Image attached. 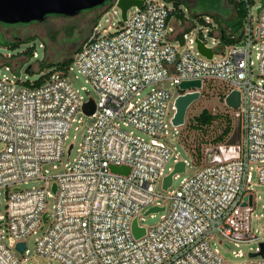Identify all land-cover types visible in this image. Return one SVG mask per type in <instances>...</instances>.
Listing matches in <instances>:
<instances>
[{"label":"built area","instance_id":"obj_1","mask_svg":"<svg viewBox=\"0 0 264 264\" xmlns=\"http://www.w3.org/2000/svg\"><path fill=\"white\" fill-rule=\"evenodd\" d=\"M238 1L245 16L240 32L229 33L227 43L209 15L195 19L180 39L184 23L177 14L191 19L188 8L144 0L142 7L128 10L121 26L108 25L101 32L99 23L67 71L55 67L41 84L11 76L10 65H4L6 72L0 68V199L4 193L7 199L5 214L0 202V264H33L24 263L16 248L26 242L21 254L29 253L32 234H39L36 252L55 264H235L211 243L216 235L229 248L252 244L253 259L238 264H264V256L251 255L264 243V214L255 213L254 191L255 184L264 185V2ZM112 2L105 14L118 7V0ZM196 38L212 48V58L198 50ZM38 56L35 49L33 57ZM72 73L83 75L98 99L77 88ZM187 80H200L201 87L181 90L180 83ZM214 80L229 88L224 97L232 90L241 92V106L233 109L238 138L220 145L222 151L219 146L217 162L170 190L185 172L174 174L172 185L162 187L171 194L163 195L157 183L174 168L166 172V163L184 160L186 171L190 164L165 140L168 109L175 111L177 97L165 82L176 85L180 95L202 93ZM91 99L96 108L87 114L84 105ZM80 113L91 122L71 160L74 143L69 154L71 144L67 147L65 141L72 122L82 120ZM173 128L179 133V127ZM113 166L130 171L115 172ZM35 179L44 185L20 187ZM52 197L50 219L47 202ZM152 206L165 210L158 224L147 227L141 221L157 213L145 214ZM255 217H262L261 226H254ZM135 219L146 229L138 238ZM233 253L243 256L241 249Z\"/></svg>","mask_w":264,"mask_h":264},{"label":"rangeland","instance_id":"obj_2","mask_svg":"<svg viewBox=\"0 0 264 264\" xmlns=\"http://www.w3.org/2000/svg\"><path fill=\"white\" fill-rule=\"evenodd\" d=\"M192 2V6H195V0H189ZM198 6L206 10H214V8L220 7V4H223L225 8L233 13V7L230 4L229 0H197ZM184 7H187L184 5ZM116 10L115 14L114 11ZM134 10V9H132ZM103 8H95L92 10H86L74 17L68 16H48L42 22H32L28 24H2L0 23V68L1 73L6 72L4 65H10L14 68V71L7 72L12 76V74H17L23 79L27 76L31 81L37 80L52 70H54V63L61 62L72 58L76 50L85 43L88 37H90L94 31L95 27L100 23L97 29L103 32L104 28H107L108 25H113L114 28L119 27L123 24L121 11L118 7L110 10L109 14H105L98 20V24H95L97 17L102 13ZM226 12V11H224ZM223 12V13H224ZM190 15V13H189ZM228 13L223 14V17L226 18ZM186 24H189L186 23ZM185 24V26H186ZM184 26V27H185ZM202 24L196 22L197 29H200ZM182 26L181 30L184 28ZM6 41L19 42L20 45L16 49H12L6 45ZM211 43V41H209ZM35 46V49L38 51L39 56L34 58L33 56L24 55L21 52L26 50L29 46ZM10 55H14L10 58ZM53 63V64H50ZM31 67V71H27L28 67ZM71 80L73 84L82 90V92L93 99H98V95L92 88V86L86 82V78L78 74V77L75 78V75L71 74ZM165 86L170 88L174 95L178 96L179 90L176 85H170L169 81L165 82ZM84 87V89H82ZM229 88L223 85L218 80L211 81V85H207L205 89L202 90L201 97L195 101L188 109L186 121L183 126L178 128L179 133L174 134L175 130L171 124V118L174 114V110L171 107L168 109L167 121L170 123L169 126V136L165 140L173 147H177L181 152V158H188L190 164L187 167V171L183 173L179 178L174 181L170 190H175L180 184V180L184 177H190L197 173L203 166L211 164L213 158L218 157V148L223 146L224 142L216 141V138L221 135L223 129L228 123V119H233L235 132V115L234 110L229 108L225 103V93ZM175 101V99H174ZM173 101V103H174ZM207 109L212 114L216 115L217 118L211 126L197 128L196 127V117L204 110ZM82 117L81 121L72 122L70 129L67 133L66 146L69 147L71 143H74V149L72 151L70 159L72 160L77 156V148L79 143L82 141L85 129L87 125L91 122V117L88 115L80 113L77 118ZM233 117V118H232ZM127 130H133L136 134L141 135L147 139H150L148 135L143 133L140 130L135 129L134 127L128 126L125 127ZM227 144V143H226ZM220 146V150H223V147ZM201 150L200 159L197 156L198 150ZM227 149V147H225ZM225 150L223 158H227L228 154ZM207 154L210 155L208 158ZM67 162V157L65 156L64 163ZM175 163L173 158H171L165 165L166 172L168 168L173 166ZM162 181L157 183V191L163 195L171 194V191L167 192L162 190ZM44 185L43 180H30L27 183H21L20 187L24 189H29L33 187H41ZM254 191L256 194V206L255 213L258 216L264 214V185L255 184ZM163 203H166L167 199H161ZM1 212L5 214L6 212V194H2L1 199ZM55 198H49L47 202V211L49 212V218H53ZM164 212H157L155 215H148L142 220V224L150 227L156 225L160 222ZM263 222L262 217L253 221L255 227L261 226ZM39 235V234H38ZM36 234H32L27 238L29 245V253L22 255L19 253V257L23 260L24 263H33V264H55V261L52 259L42 256L36 252ZM211 243L218 247L222 257L231 263H241L249 262L253 257L249 256L250 246L252 244H241L238 248L232 246L231 248L225 245L223 238L220 235H216ZM241 249L243 256H236L233 253V250ZM25 259H27L25 261Z\"/></svg>","mask_w":264,"mask_h":264},{"label":"water","instance_id":"obj_3","mask_svg":"<svg viewBox=\"0 0 264 264\" xmlns=\"http://www.w3.org/2000/svg\"><path fill=\"white\" fill-rule=\"evenodd\" d=\"M111 0H0V23L2 24H28L32 22H42L48 16L62 15L68 17H74L83 11L95 9L104 6ZM264 2V0H263ZM144 0H118V7L121 9L122 20L127 19L128 10L133 6L142 7ZM94 37L89 40V43L94 42ZM198 50L208 58L213 57L212 48L206 47L204 42L196 38ZM200 80H187L180 83L181 90H187L190 88H200ZM201 97L199 90L190 91L180 94L175 99V112L171 118L172 124L176 127L183 126L186 121V116L189 107ZM226 105L231 109H239L241 106V92L239 90H232L225 97ZM96 108L95 101L89 100L84 105V111L87 114H93ZM239 125L235 129L233 135V141L238 138ZM73 148V144L70 145L68 153L70 154ZM115 172L128 174L130 168L127 166H113ZM186 172V162L179 160L175 163L174 168L163 179V189L167 190L173 183V176L176 173ZM57 189L56 183L53 185V191ZM252 199V197H251ZM165 207L152 206L145 214L152 212L164 211ZM46 220V215H44ZM146 232L144 227L138 225L137 219L133 221V233L138 238ZM228 246V245H227ZM16 248L23 253L27 248L26 242H19ZM252 256L262 255L264 256V243L262 244V250L259 253H252ZM244 264V263H242Z\"/></svg>","mask_w":264,"mask_h":264},{"label":"trees","instance_id":"obj_4","mask_svg":"<svg viewBox=\"0 0 264 264\" xmlns=\"http://www.w3.org/2000/svg\"><path fill=\"white\" fill-rule=\"evenodd\" d=\"M166 1L173 2L176 7H178L179 5H186L188 8V11L190 13L191 19H188V20H187V18H185L183 16V13L180 12L177 14L178 17L183 18L184 26L186 23L189 22V24H186V26L178 34V37L180 39H183V34L185 32H188L192 28L193 21L195 19H201V21H204L202 18L206 15L213 17L215 22L219 24L220 30L222 32L223 41L226 43L231 41V39L228 37L229 33H239L241 30L243 19L245 16V6L238 0H229L230 4L233 7V13L234 14H231L232 13L231 9H230V11H228L225 8L224 2H223V4H220V7L214 8V10H209V12H208V10H206L204 8L202 9V8H200V6H198L197 0H195V6L194 7L192 6V2L189 0H166ZM112 3L113 2L111 0V1L107 2L104 6L100 7V8H103V11L97 17L95 24H98L97 23L98 20L111 8ZM224 11H226V12H224ZM225 13H228V16L226 18L223 17V14H225ZM54 16H62V15H54ZM88 38H87V40H88ZM87 40L85 42H87ZM6 45L11 47L12 49H16L19 47L20 43L19 42L6 41ZM81 46L78 49H80ZM34 51H35V46L32 45V46H29L26 50H24L21 53L24 55L33 56ZM13 56H11V57H13ZM71 59L72 58H69V59L61 61V62H57L54 64L50 63V64H53L54 67L59 68L63 71H67V67L70 65ZM27 71H31L30 66L27 68ZM48 77H49V75H45V76L37 79L35 81V84L38 85V84L43 83ZM235 111L236 110H234V112ZM216 118H217L216 115L212 114L207 109H204L196 117V122H197L196 127L197 128H203V127L211 126L214 123V121L216 120ZM233 129H234L233 119H228V123L226 124L225 128L223 129V132L221 133V135H219L216 138V141L218 142V144L220 142H224V144L234 143V141H233V135H234ZM197 156L199 159L201 157H203V155H201L200 149L197 152ZM207 156H208V158H210L209 154H207ZM218 158H219V156H218ZM213 161L217 162L218 161L217 157L213 158Z\"/></svg>","mask_w":264,"mask_h":264},{"label":"flooded vegetation","instance_id":"obj_5","mask_svg":"<svg viewBox=\"0 0 264 264\" xmlns=\"http://www.w3.org/2000/svg\"><path fill=\"white\" fill-rule=\"evenodd\" d=\"M92 10V9H91Z\"/></svg>","mask_w":264,"mask_h":264}]
</instances>
